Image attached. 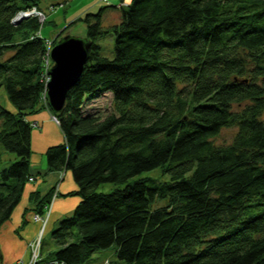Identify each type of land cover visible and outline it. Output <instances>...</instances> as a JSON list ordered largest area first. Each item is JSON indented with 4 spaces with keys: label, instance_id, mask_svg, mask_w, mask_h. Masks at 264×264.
<instances>
[{
    "label": "trees",
    "instance_id": "1",
    "mask_svg": "<svg viewBox=\"0 0 264 264\" xmlns=\"http://www.w3.org/2000/svg\"><path fill=\"white\" fill-rule=\"evenodd\" d=\"M42 1L0 0V86L14 104L0 103V226L34 175L26 117L44 105L64 134L45 151L47 170H70L68 194L80 196L52 231V258L82 264L115 244L124 264H264V0H129L85 12L72 22L87 27V61L60 110L42 103V22H13ZM116 6L119 20L105 24ZM109 33L113 57L97 42ZM108 91L112 112H84ZM230 125L232 141L215 143ZM155 167L168 178L128 181ZM103 182L126 184L97 191ZM52 193L31 191L25 209L44 214Z\"/></svg>",
    "mask_w": 264,
    "mask_h": 264
},
{
    "label": "rangeland",
    "instance_id": "2",
    "mask_svg": "<svg viewBox=\"0 0 264 264\" xmlns=\"http://www.w3.org/2000/svg\"><path fill=\"white\" fill-rule=\"evenodd\" d=\"M47 1L57 2L58 0H47ZM119 2L122 3L124 6H126V4L128 3L127 0H123V1L116 0V2L111 1V0H70L65 3L58 1L56 4H54V6L51 5L49 9L48 8L44 9L43 7L38 8L36 6H32L27 9L20 10L18 12V15L24 12L33 13L34 15H37L40 21L42 22L40 26L41 35L47 38L48 45H50V48L52 49L54 44L64 35L65 36L66 35H77L83 38L86 37L87 27L85 23L83 22V20L78 19L75 22H72L78 16L83 15L85 12L98 11V9L105 4H116L117 5ZM113 15H114L113 11L109 10L104 13L103 18L107 22V19ZM110 23H113V21L110 20ZM67 25L69 26L66 27ZM62 30L64 31L62 32ZM15 38L16 39L20 38V35L16 33ZM97 42L101 45L100 51L102 54L108 57L114 56V53H115L114 34L109 33L107 35H104L98 38ZM52 64H53V60L50 56L49 64H48L49 67H47L48 70H50V67L52 66ZM45 70L47 69L45 68ZM46 79L47 81L45 83V87L47 85V82H49L50 78L47 77ZM44 93H45V89H44ZM46 96L43 97V103H45ZM0 103L10 110H13L14 108V104L9 99L4 85L0 86ZM39 110H37L36 113ZM83 110L85 113H95V114H98L104 117L105 115L112 112L113 110V94L108 91L99 97H95L94 99L85 100L84 105H83ZM33 113L35 114V112ZM52 118L55 120L54 116H52ZM260 118L264 121V108L260 114ZM236 131H237V127L234 125L225 126L219 131L217 135L213 137V140L217 144H227L232 141ZM7 154L8 156H5L7 157L6 164H9L12 160L15 159V154L12 152H7ZM146 176L157 178L159 180H163L165 178H168V173L162 172L160 167H155V168H151L148 170H143L142 172L129 178L128 181H132L138 177H146ZM126 182H103L98 185L96 190L102 191V192H109L111 190H114L115 188L123 187L126 184ZM56 191H57V188L53 191V193ZM78 196L79 195L77 194H71L69 196H66V199L64 200V202L69 203L67 209H69L70 207L73 206V204H75V201L78 198ZM161 204H165V201L159 200L157 205H161ZM49 212L50 210H47L46 216L44 218L36 219L37 221H40L41 225L39 229L37 230L35 239L38 237V235L41 232L42 244L40 248V253H41L40 256L45 259L52 258L51 256H53V252L59 247V245L56 243V241L54 240L52 236V231L54 228L58 226L60 220L66 216L64 215L60 218L59 217L57 218L56 217L57 212L54 213L50 221L51 222L50 224L51 225L54 224V225L52 226L48 225V227L45 229L46 223L48 221V219L46 218L49 217L48 215ZM74 230L76 231V228H74ZM0 235L2 236L1 238L4 241V244L6 246H9L11 244L10 240L6 238L4 233H0ZM73 239H78L77 234L75 237H73ZM13 244L15 245V243ZM14 251L16 250L14 249ZM31 254H32V249H31ZM29 258L26 260L24 258L17 259L16 261H14L13 264H28ZM110 261L112 262V264H124V261L120 260L116 254L115 244L107 248H103V249L96 251L88 261L82 264H110Z\"/></svg>",
    "mask_w": 264,
    "mask_h": 264
},
{
    "label": "crops",
    "instance_id": "3",
    "mask_svg": "<svg viewBox=\"0 0 264 264\" xmlns=\"http://www.w3.org/2000/svg\"><path fill=\"white\" fill-rule=\"evenodd\" d=\"M58 1L65 3L70 0ZM111 1L116 2V0ZM128 1L129 0H127V2ZM57 2L43 0L40 3V7L49 9L51 5L54 6ZM119 4L120 2L117 5ZM110 11H113L114 15L108 18L107 22L104 19L105 24H109L110 20L115 23L120 18L119 6L112 8ZM52 116L53 113L50 109L43 105L37 113H31L26 117L32 124L31 168L34 172V178L29 179L26 182L19 204L13 210L10 219L0 226V233H4L6 238L11 242L9 246H6L0 235V264H13L17 259L24 258L26 260L31 255L30 243L35 239L37 230L41 225L40 221L33 218L34 211L25 209L27 206H30L29 196L31 191L39 190L43 194L50 189L54 191L57 188L58 195L51 203L45 229L48 225H54L50 224L51 217L54 213L57 212L56 217L60 218L72 211L73 207H75L80 200V197L78 196L75 204L67 209L69 203L64 202V200L66 199V196L70 195H68L70 191L77 189V183L70 170H47V160L45 157L47 147L64 141L63 131L61 130L59 123L56 122ZM13 243H15V245ZM14 249L16 251H14Z\"/></svg>",
    "mask_w": 264,
    "mask_h": 264
},
{
    "label": "water",
    "instance_id": "4",
    "mask_svg": "<svg viewBox=\"0 0 264 264\" xmlns=\"http://www.w3.org/2000/svg\"><path fill=\"white\" fill-rule=\"evenodd\" d=\"M26 15H17L13 22L17 23ZM89 44L86 38L77 35H64L51 49L53 64L47 82V98L54 110H60L66 100L69 88L78 80L87 61Z\"/></svg>",
    "mask_w": 264,
    "mask_h": 264
},
{
    "label": "built area",
    "instance_id": "5",
    "mask_svg": "<svg viewBox=\"0 0 264 264\" xmlns=\"http://www.w3.org/2000/svg\"><path fill=\"white\" fill-rule=\"evenodd\" d=\"M25 14H33V13H26L24 12ZM45 44H46V52H45V68L47 70H45L44 68V74H43V79L45 80V83L47 81V77H49V70L47 67L48 64H49V59H50V56H51V48H50V45H48V41L46 39L45 41ZM46 90L47 88L45 87V93H44V97L47 95L46 93ZM47 97V96H46ZM55 120L58 122V119L55 115H53ZM56 194V196L58 195L57 191L54 192ZM48 210V209H47ZM47 210L44 214H39V213H34L33 214V218L34 219H40V218H44L46 216V213H47ZM49 215V214H48ZM48 219V218H46ZM41 244H42V236H41V232L40 234L38 235V237L36 239H34L31 243H30V246H31V249H32V254L29 258V262L28 264H67L64 260H61V259H58V258H43L40 256V248H41Z\"/></svg>",
    "mask_w": 264,
    "mask_h": 264
},
{
    "label": "bare ground",
    "instance_id": "6",
    "mask_svg": "<svg viewBox=\"0 0 264 264\" xmlns=\"http://www.w3.org/2000/svg\"><path fill=\"white\" fill-rule=\"evenodd\" d=\"M17 15H18V13H17ZM17 15L14 17V18H16L17 17ZM21 15V14H20ZM22 15H26L25 17H28V16H30V15H34V14H25V13H22ZM19 16V15H18ZM49 74V73H48ZM49 78L51 79V75L49 74ZM47 86V85H46ZM34 178V176H30V179H33ZM56 197V194L55 193H52V196H51V202H50V204H49V206H48V210H50V207H51V203L53 202V200H54V198ZM34 213H37V212H34ZM33 213V214H34Z\"/></svg>",
    "mask_w": 264,
    "mask_h": 264
}]
</instances>
